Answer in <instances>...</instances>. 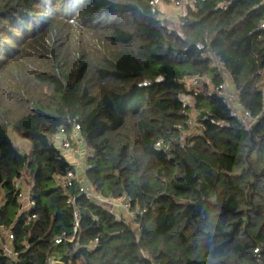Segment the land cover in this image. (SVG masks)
<instances>
[{"label": "trees", "instance_id": "16d2710c", "mask_svg": "<svg viewBox=\"0 0 264 264\" xmlns=\"http://www.w3.org/2000/svg\"><path fill=\"white\" fill-rule=\"evenodd\" d=\"M262 22L264 0H0V264H264ZM77 125L81 176L55 143Z\"/></svg>", "mask_w": 264, "mask_h": 264}, {"label": "built area", "instance_id": "2783aa9c", "mask_svg": "<svg viewBox=\"0 0 264 264\" xmlns=\"http://www.w3.org/2000/svg\"><path fill=\"white\" fill-rule=\"evenodd\" d=\"M261 28L264 30V22L261 23ZM216 65L220 66L219 61L216 62ZM222 73L225 76L226 81H224L222 84L217 86L216 90L218 91L219 94H223L227 97L228 101L232 105V109H231L232 114L234 116H236L237 118H239L243 122L245 129L251 130V128L253 127V125L257 121V117L253 115L251 110L244 108L240 105V103L238 102V95L233 90H231L229 88L232 86V84L229 81L228 76H227V75H229V73H227L226 70H223ZM193 82L197 84L199 82V80L197 78H193ZM79 129H80V126L77 125L75 127L73 133H72V137L75 141L74 144H77L76 150H78V148L83 147L85 144V139L80 134ZM57 138H60L61 143L66 150H71L73 142L71 140V137L65 132L64 129H61ZM79 162H80V160H79ZM76 176H77V174H75L73 172L68 174L67 177H68L70 184H71V178H74ZM16 183H17V186H19L20 185V179H17ZM83 191L89 197L102 201L105 205H107L109 208H111V210H113L115 213H116V211H115L116 209H120V210H124L127 213H129L130 216L135 215V212L131 209V198H128V197H122V198H118V199L103 198L101 195L95 193L90 187L83 188ZM20 201H21L24 208H30L31 206L34 205V202L31 200L30 196L24 192V190L21 191V193H20ZM0 230L5 232V236L8 240V242H10V240L14 237V235L10 231L5 229L3 226L0 227ZM57 241H61V239H57ZM4 249H5V252L8 256H13L15 254V253H13V251L9 245H6L4 247ZM56 263H57V261H54V260L51 261V264H56Z\"/></svg>", "mask_w": 264, "mask_h": 264}, {"label": "rangeland", "instance_id": "374dc122", "mask_svg": "<svg viewBox=\"0 0 264 264\" xmlns=\"http://www.w3.org/2000/svg\"><path fill=\"white\" fill-rule=\"evenodd\" d=\"M182 3L179 4V5L171 4V3H168V4L167 3H160L159 6H160V8L162 9V12H163V18H166L167 20H169L171 25H172V23H177L181 13L184 12V7H183ZM227 76H228L229 81L231 82L230 75H227ZM192 111H193L192 115L195 116L196 115L195 109L192 110ZM192 125L197 126L198 128H200V124L198 122H196L194 120V118L192 119ZM197 130L199 131L200 129H197ZM8 133H9V136L12 139L14 145L21 152L26 153L27 155L30 156L31 152H32L31 141L28 138L20 136L12 127H10L8 129ZM55 143H56V146L68 158V160L71 161L72 163H74V159H72V156L70 155V153L63 147L60 138H57ZM83 148H84L83 155H82V158L80 159V163H79V164H81L80 166L82 167V171H84L86 166H87V158H88V156L90 154L89 148H87L85 146ZM80 176H79V179H80ZM80 181L82 182L83 185L87 184V180L83 176L81 177ZM85 187H87V186H85ZM25 188L27 189L26 192L29 193L30 192V188H29V186L26 183L23 185V189H25ZM115 211H116V213L118 214L119 217H123L127 221H131V218H130L131 216L126 211L120 210V209H116ZM4 238L6 239V237H4ZM5 239H4V242H6Z\"/></svg>", "mask_w": 264, "mask_h": 264}, {"label": "crops", "instance_id": "0c3cea01", "mask_svg": "<svg viewBox=\"0 0 264 264\" xmlns=\"http://www.w3.org/2000/svg\"><path fill=\"white\" fill-rule=\"evenodd\" d=\"M69 153H70V155L72 156V159H74V164H75V166H77V169H78V174L80 175L83 171H82V167L80 166L81 164H79L80 162H79V160L82 158V155H81V153H82V147L81 148H78V150H67ZM25 190V192L27 191V189L25 188L24 189ZM27 193V192H26ZM28 194V193H27Z\"/></svg>", "mask_w": 264, "mask_h": 264}]
</instances>
